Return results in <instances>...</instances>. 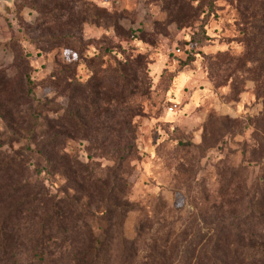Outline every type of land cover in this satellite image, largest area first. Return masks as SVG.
Wrapping results in <instances>:
<instances>
[{"label":"rangeland","instance_id":"rangeland-1","mask_svg":"<svg viewBox=\"0 0 264 264\" xmlns=\"http://www.w3.org/2000/svg\"><path fill=\"white\" fill-rule=\"evenodd\" d=\"M76 109L102 113L88 138L57 126ZM2 155L31 164L35 191L92 210L64 161L118 178L132 264H247L264 247V0L0 3Z\"/></svg>","mask_w":264,"mask_h":264},{"label":"trees","instance_id":"trees-1","mask_svg":"<svg viewBox=\"0 0 264 264\" xmlns=\"http://www.w3.org/2000/svg\"><path fill=\"white\" fill-rule=\"evenodd\" d=\"M109 54L119 55L108 51L106 55ZM122 63L125 64L119 63L115 67L123 78V91L116 97L117 102L124 100L130 85L126 70L135 66L128 61ZM105 70L98 76L102 77ZM62 73L67 77L68 71L62 69ZM74 76L75 72L71 70L68 78ZM30 91L27 87L23 94L28 100L32 98ZM100 118L102 113L99 111L90 118L83 116L81 109H76L61 116L57 126L88 138L98 130L88 125L89 120L98 121ZM38 129L43 131V124ZM127 154L128 151L121 156L119 167ZM64 162L65 166L78 172L83 184L94 189L102 208L92 210L71 196L47 198L39 189L32 188L27 177L31 164L18 156L0 157V264H132L136 243L126 235L125 219L129 206L122 201L125 194L121 185L118 189V178L112 176L108 183H102L93 179L94 174L87 166L77 161ZM37 173L41 174L42 170ZM108 253H112L110 258ZM244 257L245 263L252 264L264 257V247L246 249Z\"/></svg>","mask_w":264,"mask_h":264},{"label":"built area","instance_id":"built-area-1","mask_svg":"<svg viewBox=\"0 0 264 264\" xmlns=\"http://www.w3.org/2000/svg\"><path fill=\"white\" fill-rule=\"evenodd\" d=\"M177 109H178L177 105H172V106L169 107V112L174 113V112L177 111Z\"/></svg>","mask_w":264,"mask_h":264},{"label":"water","instance_id":"water-1","mask_svg":"<svg viewBox=\"0 0 264 264\" xmlns=\"http://www.w3.org/2000/svg\"><path fill=\"white\" fill-rule=\"evenodd\" d=\"M12 0H0V3H10Z\"/></svg>","mask_w":264,"mask_h":264}]
</instances>
